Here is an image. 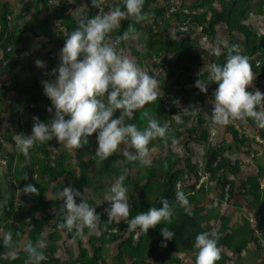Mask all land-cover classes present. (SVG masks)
<instances>
[{"label":"trees","instance_id":"trees-1","mask_svg":"<svg viewBox=\"0 0 264 264\" xmlns=\"http://www.w3.org/2000/svg\"><path fill=\"white\" fill-rule=\"evenodd\" d=\"M39 5H47L48 0H37ZM67 0H61L56 6H49L63 32L56 30L38 31L31 29L34 37H44L46 42L55 45L56 48L47 60L46 66L42 69L41 75L33 79L30 83H19L15 77H11L5 85L0 86V103H3L8 93H15L16 100L21 103L25 101L27 104L35 105L29 109L30 119L24 124L18 133L30 134L33 124V117L37 116L41 121H47V109L50 106V100L43 94L41 81L44 79H52V76L46 75L51 69L57 67L60 62L59 51L63 47L64 41L68 34L78 26V21L74 18L75 8L66 5ZM87 2V9L82 17L97 14L101 7L107 11L109 7L119 4L123 8V0H96L92 3ZM161 8H153L156 0H145L144 12L145 17L141 21H136L132 17L125 18L121 21V26L114 29L109 37L112 41H118L117 47L121 46L128 37L134 36L140 32L142 37L147 38L144 45L145 52L143 57L154 60L159 59V67L165 69H175L180 65L187 64L195 59L191 57V40L189 36L193 34L192 28L200 29L201 33L208 38L210 44L215 42V26L223 24L226 28V34L229 39L228 44H236L239 51L247 55L252 66L254 75L258 76L257 80L264 79V68L255 66L253 57L257 60L259 55L264 54V33L257 35L248 26L243 23L249 14V0H227L221 1V9L213 7L208 0H195L193 3L186 4L184 0H171L176 8L174 13H168L170 0H162ZM67 6V7H66ZM28 6H24L23 15H14L8 3L0 0V75L4 76L13 70L22 67L27 63L28 57H23L24 49L18 44L22 40L24 29L26 26V18L29 11ZM66 8H68L66 13ZM186 12V14H185ZM66 13V14H65ZM81 17V18H82ZM152 19L150 24L141 27L148 19ZM175 25V33L185 34L186 38L179 42L167 37V31L171 25ZM186 25V31H180L179 27ZM128 32L123 37L124 32ZM237 33L241 36V41H233V34ZM118 37H122L119 38ZM119 48V47H118ZM227 49L224 48L219 56L211 54L209 57L210 64L225 62ZM143 57L136 56V63L140 66ZM185 88L180 92L168 94L163 83L160 84V95L155 101L146 104L144 107L151 116L157 118L161 124L165 121L169 122V131L167 139L154 138L150 141L149 150L152 147H160L163 144L170 143V130L176 131L177 125L174 116L179 113L177 108L178 101L186 99L188 106L197 107L203 103V98L196 92L194 82L197 78L205 79L208 73L204 72L197 76H192L188 69H185ZM217 87L215 83L208 84V90L212 88L210 98L214 100V90ZM11 111H15L13 103L10 104ZM143 109L136 110L134 117H124V123H135L138 128L147 125V118L142 115ZM122 110H117L114 115H119ZM200 110L195 115L196 127H192L188 132L192 134L196 128H201L203 120L199 115ZM243 123L253 125L256 129V137L264 144V130L256 125L253 119L248 118L247 121H238L239 127ZM226 133L231 138L232 145L229 150L240 151L248 142L247 137L241 134L233 126L225 128ZM206 132L201 130L199 139L206 142ZM177 136V135H176ZM96 139L95 133L91 135ZM12 146H16V142L10 136L7 139ZM49 142V141H48ZM48 142L38 143L30 150V156L25 157L18 149L14 153H2L0 150V161L4 163V171L0 181V231L12 233V244H5L0 239V264H27L28 254L24 248L15 253L12 259L8 260L6 255L19 246L22 234L28 229L26 243L31 240L33 244L39 243L46 259L40 264H62L61 260L54 258L55 245L61 240V234H64L67 241L75 244L77 256L67 261L65 264H105L103 258V247L117 243V253L115 255L119 264H145L147 258H153V264H171L178 262L176 259L168 258L170 253H192L195 255L193 263L196 264L197 250L193 248L195 236L199 232H210L208 225L211 213L201 216L198 213L197 204L200 197L206 193L205 185H201L195 189V185L199 179L197 175L199 170L208 173L207 182H213L218 187V199L229 201L233 198L234 191L239 192L244 201L252 205L254 208L255 221L253 224L257 230L264 232V204L262 203L263 192L260 187V173L263 171L258 167L256 173L247 174L239 180L238 186L235 188L234 180H238L242 165L239 161L231 162L224 156V149L212 148L206 142V149L203 155L204 163L200 168L197 164L191 163L189 157L180 159L171 151H166V157L163 160H156L147 167L148 174L144 177V182L140 187V195L133 198L128 193L130 212L129 218L135 216L138 212L146 211L149 207L161 206V197H166L170 205L174 208V217L170 224L164 222L170 227L175 236L173 240L168 241L166 247L161 246L163 239L160 229L163 224H158L154 228H149L146 233L138 228L130 230L127 220L122 218L120 222L115 219L108 218L105 210L96 209L100 213L101 224L95 231L84 228L80 233L75 230L67 231L59 229L57 222L63 219L64 207L63 199L58 195L59 191L69 184L75 189L83 192L90 189L93 184L98 182L99 178L104 175H111L117 172L122 166L115 165L119 159V151H115L107 159L95 161L93 157H85L86 145L81 148L74 149L76 151L75 163L71 164V155L67 151H59L57 154H50L47 150ZM17 147V146H16ZM132 151H135L131 148ZM227 150V148H226ZM187 154V149H185ZM23 163V167L19 168V164ZM181 164V165H180ZM137 166L135 161L130 160L126 166ZM77 170V171H75ZM186 178H193L194 182L190 186H186ZM126 184L131 181L126 178ZM141 180V179H140ZM139 179L134 181L138 183ZM29 183L35 184L38 192L25 193L23 187ZM179 184L180 188H177ZM177 190H183L189 200V209L191 215H188L184 208L179 205L175 199ZM155 192L154 200L149 201L147 195ZM47 194L53 196L47 199ZM40 214V216H37ZM221 222L217 244L220 247L221 255L215 264H226L231 261L232 257L239 258L246 246L253 243L256 249H259L258 239L254 237L255 231L250 220L244 222V225L237 229L230 230L226 219L214 215ZM50 224V231L46 235L47 243L41 245L43 240L44 228ZM250 226V227H249ZM252 227V228H251ZM138 234L137 239L135 235ZM264 242V233L262 234ZM264 248V244L262 246ZM264 264V261L261 263Z\"/></svg>","mask_w":264,"mask_h":264},{"label":"clouds","instance_id":"clouds-1","mask_svg":"<svg viewBox=\"0 0 264 264\" xmlns=\"http://www.w3.org/2000/svg\"><path fill=\"white\" fill-rule=\"evenodd\" d=\"M144 2L123 0V8L117 4L104 11L101 7L97 14L79 19L78 26L71 30L59 51V64L46 72L54 79L41 81L43 94L51 102L47 110L52 116L47 121L34 116L31 133L16 134V146L25 157L30 156V150L35 145L53 138L69 149L81 148L95 133V155L98 158L107 159L125 143L135 150L123 152L127 159L151 165V160L147 158L150 141L158 137L167 139L169 131L168 121L161 124L144 107L160 95V79L157 74L143 70L124 55L115 41L109 42V34L121 26L123 19H144ZM127 35V31L123 33V37ZM224 48L227 49L225 62L222 65L215 62L209 64L207 78H197L194 82L201 93L208 91L209 83L217 85L210 119L226 125L231 120L247 121L252 118L258 127L264 128V110H261L264 108V92L253 85L254 73L249 58L238 50V45L227 42H223V47L215 46L213 53L219 56ZM45 64L42 59L35 60L37 68L43 69ZM140 109L147 118L145 127L138 128L135 123L123 122L125 114L132 118ZM184 109L191 115L199 111L195 106ZM117 110H122L118 116L114 115ZM124 180L125 176L121 174L110 185L106 200L111 204L105 209L108 218H125L131 229L138 228L144 233L163 224L160 229L163 237L161 246L166 247L175 236L174 231L164 223H171L175 215L173 205L166 197H161V206L149 207L128 219L130 203ZM23 190L25 193L38 192L32 183L25 185ZM58 195L63 199L65 209L63 219L57 222L59 229L80 233L84 228L90 231L99 228L101 214L96 211L95 205L83 198L82 192L69 184ZM76 197H80L79 203ZM175 199L188 215L192 214L183 190L176 191ZM217 240L218 235L214 237L208 231L197 233L193 243V248L197 250L196 264H215L219 260L221 251ZM3 242L12 244L10 231L5 234ZM24 250L28 254L27 264H40L47 258L38 242L33 244L29 240Z\"/></svg>","mask_w":264,"mask_h":264},{"label":"rangeland","instance_id":"rangeland-1","mask_svg":"<svg viewBox=\"0 0 264 264\" xmlns=\"http://www.w3.org/2000/svg\"><path fill=\"white\" fill-rule=\"evenodd\" d=\"M4 3H8L13 11L14 15H23L24 6L29 7V11L26 18V26L24 29V35H22V40L18 44L21 49H24L26 56L28 57L29 63L24 64L19 73V78L26 83H30L33 79L40 77L41 68H37L35 65L36 59H42L46 62L50 59L52 52L56 48L55 45L48 44L46 39L41 38L40 40H35L32 38L31 29H36L38 31H51L54 32L56 30H60L63 32V29L60 28L59 21L55 18V15L52 9L49 6H56L61 0H48L47 5H39L37 0H1ZM92 2V0H89ZM195 0H184V3L190 4ZM208 1V0H207ZM213 7L216 9H221L220 3L221 1L227 0H209ZM87 1L86 0H67L66 5L72 6L75 8L74 18L76 21L82 17V14L87 9ZM162 0H156V2L151 5L153 8H161L163 6ZM249 14L244 21V25L248 26L254 33L260 35L264 33V0H249ZM66 6V7H67ZM68 8H66L67 13ZM65 13V14H66ZM152 19H148L141 25V27L146 24H150ZM193 34L189 36L191 40V57H195L191 62L180 65L175 69H168L167 71L161 67H159V59L149 60L143 57L145 52V43L147 38L142 37L140 32L136 33L132 37H128L121 46H118L122 53L129 58L133 59L136 63V56L143 57V60L140 63V66L143 70L148 71L153 74L158 75V79H160V84L163 83L164 88L167 90L168 94H174L176 92H180L185 88V69H188L192 76L200 75L204 72L208 73V65L209 57L213 53V49L215 46L220 45L223 47V42L229 41L226 28L223 24H219L215 26V42L210 44L208 38L203 35L200 29L192 28ZM175 25H171V28L167 31V37H170L172 40L179 42L182 39L186 38L185 34H177L175 33ZM34 37V36H33ZM241 36L237 33L233 34V41H241ZM109 42H112L110 39ZM255 61V66L259 68H264V54L259 55V58L256 60L254 57L252 58ZM45 64V66H46ZM10 75L1 76L0 75V86L5 85L9 81ZM54 79V76H52ZM258 76L254 75L253 77V85L256 88H259L262 92H264V79L257 80ZM18 82V80H17ZM43 88V86L41 85ZM212 88H210L206 93H201L200 90L196 87V92L201 95L203 98V103L198 105L200 112L199 115L203 120V125L201 128H196V131L192 134H189V130L192 127H196V119L195 115H191L185 111L184 108H189L188 101L186 99H181L178 101L177 108L179 113L174 116V120L176 122L177 128L176 131L170 130V143L163 144L162 146L152 147L148 153V159L151 160V164L156 160H163L166 157V151L169 150L172 153L176 154L180 159H184V157H189L191 163L197 164L198 167H202L204 163V152L206 149V142L212 148H222L224 149V156H226L231 162L239 161L242 165V170L239 173L238 180H234L235 188L239 184V180L246 176L247 174H254L258 170V167L262 168V172L260 173V187L264 196V144H262L258 138L256 137V129L253 125H249L248 123H243L241 127L238 125L239 120H231L226 125H221L213 122L210 119L211 109L213 107V103L215 102L210 98ZM253 90V89H250ZM159 93H161L159 89ZM17 95L15 93H8L5 101L0 103V150L2 153H14L18 148L16 146H12L9 142H7L8 137H12L13 141L16 142V134L21 131L24 124L30 119L29 109L33 108L35 105L27 104L25 101L19 103L17 100ZM14 105V107L18 108L15 111H11L10 104ZM261 110H264L262 108ZM47 117H51L52 113L47 111ZM124 117H128L126 114ZM252 119V118H250ZM228 126H233L239 131L241 134L247 137L248 142L240 149V151L236 152L234 149L229 150L228 147L232 145L230 136L226 133L225 128ZM264 130V128H262ZM201 130H204L206 134L207 141H201L199 139ZM177 135V136H176ZM96 139L89 137V142L86 144V150L84 152L85 157L90 156L95 159V161L100 160L95 155L96 148ZM227 148V150H226ZM185 149H187V154L185 153ZM47 150L50 154H57L59 151H67L72 159L70 160L71 164L75 163V155L76 151L74 149H69L65 147L62 143L56 141L55 138L50 140L47 144ZM132 151L131 147L128 144L122 143L118 148L119 151V159L116 162V166H122L123 168H118L117 172L111 175H104L99 178L98 182L94 183L90 189L83 190V198L86 199L90 204L95 205V209L105 210L110 207L111 202L106 200L108 195V191L110 185L114 183L118 176L123 174L125 176V180L123 183L128 188V193L132 195L133 198H138L140 195V187L144 182V177L148 174L147 167L145 165L140 164L139 161H135L137 166L133 165L127 168L126 164L130 161L127 159L123 152ZM23 163L19 164V168L23 167ZM181 165V164H180ZM202 169V168H201ZM203 170V169H202ZM4 171V163L0 161V179L2 173ZM77 171V170H75ZM126 178H130L131 181H128V184L125 183ZM139 179L138 183H134ZM141 179V180H140ZM1 181V180H0ZM194 182L193 178H186V186L192 185ZM180 188V186H179ZM206 193L204 196L198 198L199 203L197 204L198 213L201 216H204L207 213H211L208 225L210 226V233L212 235L217 234L221 222L217 220L214 216L216 213L219 216H222L226 219L227 225L230 230L237 229L244 225V222L250 220L252 224L258 222L255 221L254 217V208L252 205L248 204L244 201V197L237 191H234L233 198L229 201L226 200L227 196H225L224 200L218 199L219 190L218 187L213 182H206L205 187ZM155 192L148 194L147 199L149 201L154 200ZM47 199H52L53 196L51 194H47ZM77 203L80 201V197L75 198ZM130 201V199H129ZM262 203L264 204V197L262 198ZM191 207V206H189ZM65 212V209H64ZM40 216V214H37ZM116 222H120L121 217H113ZM249 222V221H248ZM251 224V225H252ZM264 225V221H263ZM250 227V226H249ZM252 228V227H251ZM130 230H133L129 228ZM253 230H257L253 228ZM50 231V224H47L44 228L43 240L41 241V245L47 243L46 235ZM28 229L25 230L22 234V238L19 242V246L15 251L18 253L24 248L26 244ZM264 232L258 230L257 233H254V237L256 239L262 240V234ZM4 231H0V239L4 240L5 236ZM138 234L135 235V239H137ZM259 249H256L253 243H250L246 246V249L241 253L239 258L235 256L232 257L231 261L226 264H261L264 261V248L262 245H259ZM220 251H223L222 249ZM117 253V243L112 245H105L103 247V258L105 264H119L115 258ZM77 249L75 244L67 241L64 234H61V240L55 245V253L54 258H58L61 260L62 264H65L67 261L76 258ZM168 258L177 259L178 262H172L171 264H194L193 259L195 257L192 253H170ZM8 260L13 258V252H10L6 255ZM131 264V263H127ZM145 264H153V258L149 257L146 260Z\"/></svg>","mask_w":264,"mask_h":264},{"label":"built area","instance_id":"built-area-1","mask_svg":"<svg viewBox=\"0 0 264 264\" xmlns=\"http://www.w3.org/2000/svg\"><path fill=\"white\" fill-rule=\"evenodd\" d=\"M169 5L170 6L168 7V13H174L176 11V8L173 5V2L171 0L169 2ZM185 14H186V12H185ZM179 30L180 31H186L187 30V26L186 25H181L179 27ZM115 42H116V45H117L118 41L116 40ZM197 175L199 176V179H198V181H197V183L195 185V189H198L201 185H205L206 182H207V179L209 177L208 173L203 172L202 170H199ZM177 188H179V184L177 185ZM253 228H255V227H253ZM254 231H255V233L258 232V230H254ZM258 243H259V245L261 244L262 246L264 244L263 240H260V239H258Z\"/></svg>","mask_w":264,"mask_h":264},{"label":"crops","instance_id":"crops-1","mask_svg":"<svg viewBox=\"0 0 264 264\" xmlns=\"http://www.w3.org/2000/svg\"><path fill=\"white\" fill-rule=\"evenodd\" d=\"M23 35H24V34H23ZM32 38H34L35 40H40L41 38H44V37H33V36H32ZM44 39H45V38H44ZM22 56H23V57H27L25 51L23 52ZM29 61H30V60H28L27 62L29 63ZM22 67H24V66H22ZM22 67H19V68L13 70L11 73L7 74V75H10L9 79H10L11 77H15V78L18 80L19 83H23V82L25 83V81H22V80L19 78V73H20ZM18 71H19V73H18ZM4 76H6V75H4ZM251 224H252V223H251ZM252 227H254L253 224H252Z\"/></svg>","mask_w":264,"mask_h":264}]
</instances>
